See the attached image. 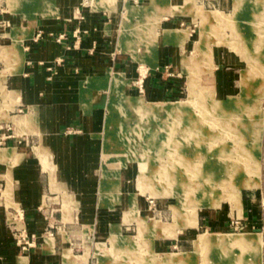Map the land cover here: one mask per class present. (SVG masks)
<instances>
[{"label":"rangeland","instance_id":"1","mask_svg":"<svg viewBox=\"0 0 264 264\" xmlns=\"http://www.w3.org/2000/svg\"><path fill=\"white\" fill-rule=\"evenodd\" d=\"M150 1L152 15L146 16L145 20L137 17L144 16L147 7L131 6L128 0L127 7L124 0H81L79 4L81 12L86 9L99 11L104 23L113 24L111 27L115 28V32L108 42L110 50L116 60L119 56L128 57L116 67L112 62L111 69L109 67L106 72L109 73L107 88L101 91L107 104L104 110L107 133L103 130L101 137L110 143V147L112 137L119 135L117 142L121 155L116 158L119 165L108 171L109 174L105 173L103 181L110 178V182L114 183L117 180L116 170L120 168L124 188L122 201L124 205L128 203L129 193L136 200L125 211L124 222L130 225L127 229L122 228L123 235L120 226H112L111 236L108 234L100 241L90 239V264H238L239 261L240 264H264V0ZM22 3L24 9H33L36 2L0 0V16L18 18L19 14L15 12L21 11ZM37 3L42 8L49 4L46 0H38ZM135 4L139 5L138 2ZM166 15H175L170 17L171 20L184 22L180 28L185 30H163L164 39H178L183 44L190 37L191 46L184 53L183 61L178 62V66L173 65L168 72L176 78V93L160 99L148 98L140 94L135 86L138 78L135 67L146 64L140 54L145 56L155 52L159 42L158 30ZM0 20V29H4L0 35L6 36L4 42L8 41L3 44L9 45L8 34L16 25L2 18ZM130 54L138 62L132 63ZM131 65L133 72L127 70ZM87 84L93 86L97 82ZM115 84L124 98L139 99L150 105L182 104L185 107L182 110L184 116L182 119L164 117L161 127V116H150V129L158 139L140 137L134 121L124 131H119L117 123L122 116L121 110L116 108L118 92L115 91ZM192 85L212 96L203 105L199 104V97L191 93ZM218 88L225 97H219ZM204 106L210 113H204ZM130 114L133 119L138 115L134 111ZM240 114L249 123V130L239 118ZM15 115L25 114L16 111L12 116ZM189 120L198 124L190 125ZM15 127L10 122L1 125L0 136L15 135ZM168 137L195 138L180 153L173 150L162 152L161 147ZM1 148L6 146L1 145ZM114 159L105 153L104 167L110 168ZM178 161H182L183 165H178ZM196 162L202 165L199 167L206 172L205 177L219 182L214 191L210 192L211 188L207 190L209 181L202 179L197 182L201 192L194 196L190 193L193 188L185 189L182 183L169 187L161 182L157 174L161 164H170L177 170V179L185 180V167L190 169ZM238 162L245 164L249 172H245L244 166H240L238 172ZM42 163L49 171L52 166L50 160L43 158ZM233 165L236 168L231 171ZM50 175L53 177V173ZM186 182L195 181L187 177ZM243 190H251L254 195V200L245 210ZM121 195V188L118 187L114 200L119 201ZM106 199L108 197H103L102 203ZM4 200L8 207H16L9 203L12 196L6 189L0 197V205ZM249 211L251 214L247 213ZM72 212V201L68 197L63 203L65 220L70 219ZM210 216L212 221L207 225L203 218ZM202 235L239 236L243 243L241 246H230L231 243L201 242ZM46 243L53 250L54 241L49 238ZM93 255L96 257L93 258ZM65 257L67 260L77 259L70 251L65 253ZM82 259L87 262L88 253Z\"/></svg>","mask_w":264,"mask_h":264},{"label":"crops","instance_id":"2","mask_svg":"<svg viewBox=\"0 0 264 264\" xmlns=\"http://www.w3.org/2000/svg\"><path fill=\"white\" fill-rule=\"evenodd\" d=\"M34 2L33 9H24L25 5L20 4L21 11L15 12L18 18L0 16L16 25L8 34L9 45L3 44L8 41L4 42L6 36L0 35V102L3 100L0 127L10 122L23 130L21 133L15 127V135L0 136V197L6 189L12 196L9 203L24 209L27 231L36 243L27 251L17 245L6 224L8 206L4 200L0 205V264H90V239L100 241L108 234L111 236L112 226H120L123 235L122 228L130 225L124 222L125 211L136 201L131 193L126 205L122 201L120 168L116 170L114 183L110 178L103 181L104 174L119 165L116 158L121 155L117 137L108 133L113 138L110 147L101 137L103 130L107 133L104 112L107 104L101 91L107 88L109 73L106 72L112 62L116 67L128 57L119 56L116 60L108 45L115 32L113 24L104 23L99 11L81 12V0H46L50 5L45 4L47 7L43 8L38 0ZM128 4L147 7L145 15L138 19L145 20L152 15L150 0H128ZM45 13L48 15L44 16ZM170 17L175 15H166L158 30L155 52L140 54L149 68L145 81L148 98L160 99L176 93V78L168 72L183 61L184 53L191 46L190 37L183 44L178 39H164L163 30H185L180 28L184 22ZM3 31L0 29V33ZM39 32L43 36L36 39ZM76 32L81 33L79 39L75 37ZM60 35L66 36L61 42ZM130 56L132 63L137 61ZM132 67L127 70L133 72ZM135 71L137 78V67ZM88 77L97 84L83 82ZM217 90L219 97H225ZM16 111L25 115L12 116ZM105 153L115 158L108 169L103 164ZM43 158L51 162L49 171L42 163ZM118 187L122 195L116 201L113 195ZM68 197L73 212L65 220L63 203ZM103 197H108L104 203ZM242 199L245 210L254 200L251 190H243ZM203 221L210 225L212 217H205ZM50 231L55 233L51 238L53 250L46 243ZM69 251L76 260L66 259L65 253ZM86 253L88 260L84 262L82 257Z\"/></svg>","mask_w":264,"mask_h":264},{"label":"bare ground","instance_id":"3","mask_svg":"<svg viewBox=\"0 0 264 264\" xmlns=\"http://www.w3.org/2000/svg\"><path fill=\"white\" fill-rule=\"evenodd\" d=\"M47 15L48 14L45 13L44 16H47ZM203 42L204 41H202V43ZM84 81H86L87 83H90L92 85L95 83V80L88 79V78H85ZM114 87H115V91L118 92L117 93L118 96L116 98L118 106H116V108L121 110L120 113L122 116V117H120V119H118V123H117L118 130L120 129L121 131H124V129L127 127V125L131 124L132 121H134L136 123L135 127H137V129H138L137 131H138L140 137H153V139H158V137H155L154 132L150 129V116L151 117L157 116V115L161 116V119L159 121V125H160L159 127L163 126L164 117H167V118L179 117L182 119V117L184 116L182 114V110L185 107L182 104H178V103H175V104L167 103V104H156V105L145 104L142 101H140L139 99L124 98L125 96H123L121 94V91H118L116 84L114 85ZM191 93L194 94L195 97H199L198 98L199 104H202V105L204 103H206L205 101L208 97L210 98L212 96L210 94H207L206 90H202V89L198 88L196 85L191 86ZM198 101H197V103H198ZM238 108L241 109L242 107H238ZM131 111H134L136 114H138L135 117L133 116L134 119L132 118V115L130 114ZM205 111L210 113L208 111V108L204 106V113L206 114ZM186 117H188V116H186ZM242 117H243V115L240 114L239 118H241V121H242L243 125H245L246 130L247 129L249 130V128H250L249 123L244 121ZM188 123L190 125L198 124V123H195L191 120H189ZM115 127H116V125H115ZM114 131L116 134L115 129H114ZM118 134H119V132H118ZM116 137H119V135H117ZM168 138H167L166 142H164L165 145L163 144V147H161V151L165 152L167 150H173L175 152L180 153L179 151L183 150V147H185L186 144H188V143L190 144V142L193 141L195 137H185L182 139H179V138L178 139H172V137H168ZM161 141L163 142V140H161ZM147 146H148V144H147ZM144 150L148 151V149H144ZM242 152L245 154L246 150H244ZM162 165L163 164H161L160 170L157 172V174L160 176V180H162L161 182L167 184L169 187H174L177 184H179V186H180V183H182L183 186L185 187V189H187L188 187L189 188L191 187L194 189V191L190 192V193H194V196H197L201 192L200 191L201 187L199 186V183H197L198 180L208 179L209 185H208L207 190H209L211 188L210 192L214 191L219 185V182L216 183L215 181H213L211 179V177H205L204 176L206 172L200 168L202 165L200 166L198 162H196L194 164L195 166L190 168V169H189V167H185L186 168V171L184 173V176L186 177L185 180L177 179V177H176L178 175L176 172L177 170L175 169V167L173 165H170V164L169 165L167 164L166 166H162ZM178 165H183L182 161H178ZM237 165H238L237 166L238 172H240V168H239L240 166H244L245 172H249V170L245 164L241 165V162H238ZM234 167H235V165L231 166L230 170L233 171L236 168V167L235 168ZM205 168L206 167H204V169ZM215 172H216V170H215ZM209 173L210 172L207 173L208 176H210ZM187 177H189V179H191L192 181H195V182L194 183H187L186 182ZM202 195L203 194H201V196ZM14 208H17V207H14ZM200 240H201V242L218 243L220 245L225 244V243H226V245H228L231 243L230 246H238V245L241 246L243 243L241 237L232 236V235H202L200 237ZM240 262L241 261H239L238 264H240Z\"/></svg>","mask_w":264,"mask_h":264},{"label":"built area","instance_id":"4","mask_svg":"<svg viewBox=\"0 0 264 264\" xmlns=\"http://www.w3.org/2000/svg\"><path fill=\"white\" fill-rule=\"evenodd\" d=\"M87 1V0H86ZM79 33H75L76 39H79ZM43 36L42 32H39L36 39H40ZM66 38L65 35H60L58 41L61 42ZM149 75V68L146 65H140L138 67V78L135 82V86L139 93L145 96V81ZM6 224L12 230L14 238L16 239L17 245L22 249V251H27L29 248L35 246L34 237L30 236L26 227V216L25 211L21 207H6ZM55 233L50 231L48 233V238H53Z\"/></svg>","mask_w":264,"mask_h":264}]
</instances>
